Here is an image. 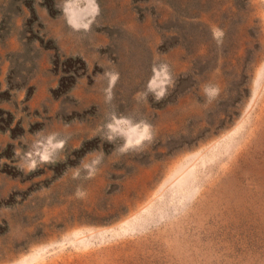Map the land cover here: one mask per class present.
Instances as JSON below:
<instances>
[{"label":"rangeland","instance_id":"obj_1","mask_svg":"<svg viewBox=\"0 0 264 264\" xmlns=\"http://www.w3.org/2000/svg\"><path fill=\"white\" fill-rule=\"evenodd\" d=\"M96 3L0 0V264H264V0Z\"/></svg>","mask_w":264,"mask_h":264},{"label":"clouds","instance_id":"obj_2","mask_svg":"<svg viewBox=\"0 0 264 264\" xmlns=\"http://www.w3.org/2000/svg\"><path fill=\"white\" fill-rule=\"evenodd\" d=\"M88 2L91 4V11L89 13V18H86L84 22H76L72 19L71 15L68 12V8L66 7L64 9L65 15L67 17V23L74 29L76 30H80V29H84L85 31L89 30L91 27V24L93 23V21L95 20V17L99 15L100 13V8L98 3H96V0H88ZM217 35H219V33H217ZM167 70V66H161V69L159 71H157L156 69H153L154 72H156V74L159 76L161 75L163 72H165ZM118 80V74H113L111 76V84L114 86L116 81ZM155 86V81L152 82V84L150 85V88ZM164 91L163 89H161V91L159 93H157V99H160L163 97L164 95ZM123 122V121H121ZM109 127H112L111 125H109ZM148 130V125L144 126V132H147ZM34 166V165H33Z\"/></svg>","mask_w":264,"mask_h":264}]
</instances>
